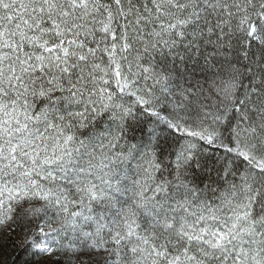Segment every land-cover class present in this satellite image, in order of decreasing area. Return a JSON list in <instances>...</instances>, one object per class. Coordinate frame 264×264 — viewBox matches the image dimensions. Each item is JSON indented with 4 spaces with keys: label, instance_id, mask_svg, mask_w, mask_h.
Returning <instances> with one entry per match:
<instances>
[{
    "label": "snow or ice",
    "instance_id": "obj_1",
    "mask_svg": "<svg viewBox=\"0 0 264 264\" xmlns=\"http://www.w3.org/2000/svg\"><path fill=\"white\" fill-rule=\"evenodd\" d=\"M0 235L264 264V0H0Z\"/></svg>",
    "mask_w": 264,
    "mask_h": 264
},
{
    "label": "trees",
    "instance_id": "obj_2",
    "mask_svg": "<svg viewBox=\"0 0 264 264\" xmlns=\"http://www.w3.org/2000/svg\"><path fill=\"white\" fill-rule=\"evenodd\" d=\"M28 257L18 248L14 249L11 242L5 241L0 235V264H22Z\"/></svg>",
    "mask_w": 264,
    "mask_h": 264
}]
</instances>
